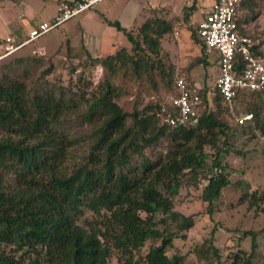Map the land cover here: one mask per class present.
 Masks as SVG:
<instances>
[{"label": "trees", "instance_id": "obj_1", "mask_svg": "<svg viewBox=\"0 0 264 264\" xmlns=\"http://www.w3.org/2000/svg\"><path fill=\"white\" fill-rule=\"evenodd\" d=\"M111 23L130 46L104 55L87 51L86 66L100 65L103 72L98 84L86 85L81 94L49 84L54 62L34 53L36 42L0 61V264H185L182 255L168 253L173 235L158 227L156 216L179 217L177 196L206 178L201 198L213 213L231 183L226 159L242 153L238 132L264 138L263 91L242 90L228 102L205 81L198 85V121L171 124L180 115L173 98L180 94L176 76L182 72L171 52L177 51L174 19L154 14L130 29ZM190 29L202 46L195 64L208 63L198 25ZM161 86L171 92L167 100L144 101ZM76 96L94 131L87 153L70 164L75 141L62 125ZM164 143L166 152L157 155ZM238 205L264 212V188L243 189ZM182 218V228L193 225V215ZM258 233L244 231L251 236L246 249L240 238L228 254L212 240L196 251L212 264H264ZM149 240L154 245L143 255Z\"/></svg>", "mask_w": 264, "mask_h": 264}, {"label": "rangeland", "instance_id": "obj_2", "mask_svg": "<svg viewBox=\"0 0 264 264\" xmlns=\"http://www.w3.org/2000/svg\"><path fill=\"white\" fill-rule=\"evenodd\" d=\"M212 1H200L199 7L193 12V23L199 25L205 18L204 16L207 15L206 13H209L212 9ZM145 2L147 3L148 0H145ZM180 2L183 3L177 6L179 12L177 18L184 26L178 29L179 35L177 37L173 36L178 52L174 51V47L171 49V52L177 55L175 60L182 70L177 76H184L198 85L203 84L205 81L209 89L213 90L215 78L218 75L217 56L207 51L205 56L208 63L195 64V58L203 54L202 46L193 39L190 26L185 25L184 9L182 8L184 0H180ZM107 3L108 0H105L101 5ZM88 12L92 14V16H88L89 18L87 17L88 13H82L36 41V46L46 47L47 56L52 58L54 62L55 69L48 75L49 84L55 87L62 86L67 90L73 89L77 94H81L87 88L86 85L91 84V88L95 87L103 72L100 65L94 68L86 66L89 62L87 51L94 55H104L113 51L111 49L113 43L116 47L115 50L130 46V42L123 32H114V34L108 32L107 21L104 17H101L100 13L92 9ZM56 13L57 4L55 1L50 0L47 10L43 12V17L49 18ZM151 14L152 12L149 10L143 12L138 18L139 23L142 24ZM157 15H160V13H157ZM237 18L240 20L239 24L242 32L250 34L254 38H264V0H253L252 5L249 7L240 4ZM29 48L31 46L27 47V49ZM2 50L3 48H0V54ZM9 59L8 56L2 62ZM79 62H82L83 65H78ZM191 65L195 66L193 72L188 69ZM72 66L79 68L72 71ZM84 70L85 74L80 79ZM170 95L171 92L161 86L158 90H151V95L146 94L144 101L160 100L163 102ZM133 98L132 95L125 98L124 101H131ZM75 102L77 105L63 116L62 125V128L75 141L69 158L70 164L81 160L87 153L94 131V126L84 121L81 115L86 108L84 102L79 96L75 97ZM242 117H237L238 122H243H241ZM256 134L252 135V133H245L242 130L238 132L235 142L236 147L242 153H231L226 159L227 167L224 172L228 173L231 183L223 189L220 199L215 201L216 205L213 213L207 211L208 203L201 198L202 189L208 183V178H206L198 188H185L177 196L174 210L181 214L179 217H175L172 212L156 216L158 227L165 230L167 235L169 233L173 235L172 243L167 247L170 255L173 253L182 255L185 264H212L209 261L200 259V255L196 251L198 246L205 244L207 240H212L226 254L232 242L237 244L241 238L240 240H243L242 244L246 249L251 236L244 237V231L254 229L259 232L257 240L261 254L264 256V212L257 211V209L249 210L247 205H238V199L243 189L264 188V138L259 135V132ZM165 152L166 143L159 147L157 155ZM182 215H193V225L191 227L182 228ZM163 219L164 221H162ZM152 245H154L153 240L147 241L143 246L142 254L145 255Z\"/></svg>", "mask_w": 264, "mask_h": 264}, {"label": "built area", "instance_id": "obj_3", "mask_svg": "<svg viewBox=\"0 0 264 264\" xmlns=\"http://www.w3.org/2000/svg\"><path fill=\"white\" fill-rule=\"evenodd\" d=\"M103 0H60L57 13L49 20H41L33 26L24 40L12 36L5 40L0 61L22 47L35 43L51 30L70 19L94 9ZM242 0H213V7L198 25V33L208 50L217 54L218 75L213 85L228 102L240 91L264 92V38H254L241 30L238 22V8ZM34 53L45 55L43 46H37ZM180 94L173 98L180 115L171 118L170 123L194 124L201 110L200 88L184 76L176 77ZM252 114L243 116L241 122ZM220 170H217V173Z\"/></svg>", "mask_w": 264, "mask_h": 264}, {"label": "crops", "instance_id": "obj_4", "mask_svg": "<svg viewBox=\"0 0 264 264\" xmlns=\"http://www.w3.org/2000/svg\"><path fill=\"white\" fill-rule=\"evenodd\" d=\"M49 1L50 0H0V48L4 47L5 40L8 36H12L17 41L24 40L28 37L31 28L38 22L41 20H49L55 16L56 14L51 15L49 18L43 17V12L47 10ZM52 1L56 2L58 9L60 0ZM103 1L101 3H103ZM200 1L201 0H184V6L182 7L184 9V22L188 27L195 24L193 23V12L199 7ZM101 3L92 10L97 11L100 13L101 17L106 19L109 33L114 34V32H122L111 22L119 21L121 26L130 29L136 23L140 24L138 20L139 16L148 10L152 12L148 17L154 15L153 13H160L162 16L174 19V37L179 35L178 29L184 26L177 18L179 14L177 6L183 3L180 2V0H148L147 3L145 0H108V3L103 6ZM86 13H88L87 17L92 16L88 11ZM174 37L172 40H174ZM115 48L113 43L111 47L113 50L112 52L115 51ZM211 53L216 54L215 52ZM216 65L218 68L217 61ZM194 70L195 68H192L190 71L193 72Z\"/></svg>", "mask_w": 264, "mask_h": 264}]
</instances>
